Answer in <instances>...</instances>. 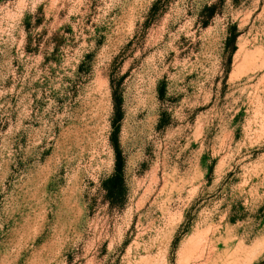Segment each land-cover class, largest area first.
I'll return each mask as SVG.
<instances>
[{
  "label": "rangeland",
  "instance_id": "obj_1",
  "mask_svg": "<svg viewBox=\"0 0 264 264\" xmlns=\"http://www.w3.org/2000/svg\"><path fill=\"white\" fill-rule=\"evenodd\" d=\"M0 264H264V0H0Z\"/></svg>",
  "mask_w": 264,
  "mask_h": 264
},
{
  "label": "trees",
  "instance_id": "obj_2",
  "mask_svg": "<svg viewBox=\"0 0 264 264\" xmlns=\"http://www.w3.org/2000/svg\"><path fill=\"white\" fill-rule=\"evenodd\" d=\"M114 100L115 109L117 110L118 114L119 109L117 105V99L114 98ZM118 123L119 117L115 116V119L113 121V127L115 128V131L113 132L114 138L112 139V144L115 152V167L112 175L103 183V189L106 191L109 200H111V205L123 204V201H121L122 203L116 202L121 197L123 199L127 191L124 174L125 158L118 143Z\"/></svg>",
  "mask_w": 264,
  "mask_h": 264
}]
</instances>
